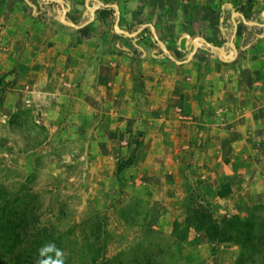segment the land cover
<instances>
[{
	"label": "rangeland",
	"instance_id": "obj_1",
	"mask_svg": "<svg viewBox=\"0 0 264 264\" xmlns=\"http://www.w3.org/2000/svg\"><path fill=\"white\" fill-rule=\"evenodd\" d=\"M117 1L109 31L135 33L182 97L203 93L210 124L177 103L154 127H0V244L20 238L0 264H264V55L261 72L228 65L238 28L222 21L221 42L201 30L232 10L263 21L264 0ZM205 42L227 51L197 54ZM243 81L255 100L239 98Z\"/></svg>",
	"mask_w": 264,
	"mask_h": 264
},
{
	"label": "crops",
	"instance_id": "obj_2",
	"mask_svg": "<svg viewBox=\"0 0 264 264\" xmlns=\"http://www.w3.org/2000/svg\"><path fill=\"white\" fill-rule=\"evenodd\" d=\"M63 1L72 5L62 10ZM63 1L23 0L18 6L8 1L0 3L4 28L1 43L7 46L6 51L0 50V127H154L165 123L162 117L177 103L185 111L196 110L194 123L200 122L197 111L203 116L210 106L203 93L194 95L192 88L186 87L182 97L171 88L175 81H161L162 60L153 52L147 58L148 51L138 45L135 33L109 31L107 22L120 8L117 0ZM111 5L115 11L107 9ZM255 16L254 12L249 16L232 10L229 19L220 15L215 22L211 15L209 20H203L201 30L217 32L221 42V36L227 33V24L221 22L228 20L238 29L227 44L232 46L234 42L237 49L233 51L234 58L224 62L240 68L245 64L261 72L264 54L257 49L264 47V33L258 34L252 46L241 47L257 27L264 30V9L263 21L249 22ZM190 28L191 25L180 31ZM82 30L88 34L82 36ZM226 46L205 42L199 45L197 54L208 47L214 51L223 47L224 54ZM242 52L243 57H248L245 63ZM246 87L248 91L239 92V98L255 100L254 87ZM177 93L179 98H175ZM259 115V111L253 114ZM200 123L204 127L210 124ZM98 130L96 134L106 132Z\"/></svg>",
	"mask_w": 264,
	"mask_h": 264
},
{
	"label": "trees",
	"instance_id": "obj_3",
	"mask_svg": "<svg viewBox=\"0 0 264 264\" xmlns=\"http://www.w3.org/2000/svg\"><path fill=\"white\" fill-rule=\"evenodd\" d=\"M63 3L65 4L64 1H63ZM107 9L115 11V7L113 5L107 6ZM19 240H20V238L18 236L17 231L14 229H11L9 235L6 236V238H4V240L0 244V249L3 250V255L8 254L13 249L15 244L19 242ZM2 264H6V263H2Z\"/></svg>",
	"mask_w": 264,
	"mask_h": 264
},
{
	"label": "built area",
	"instance_id": "obj_4",
	"mask_svg": "<svg viewBox=\"0 0 264 264\" xmlns=\"http://www.w3.org/2000/svg\"><path fill=\"white\" fill-rule=\"evenodd\" d=\"M37 11H39L38 9H36ZM3 25H2V23L0 22V50L1 51H6L7 50V46L6 45H4V44H2L1 42H2V33H3ZM122 144L123 145H127L128 144V139L127 138H124L123 140H122Z\"/></svg>",
	"mask_w": 264,
	"mask_h": 264
},
{
	"label": "water",
	"instance_id": "obj_5",
	"mask_svg": "<svg viewBox=\"0 0 264 264\" xmlns=\"http://www.w3.org/2000/svg\"><path fill=\"white\" fill-rule=\"evenodd\" d=\"M235 23H236V22H235ZM116 26H117V23H116ZM200 40H202V39H200ZM197 41H198V39L195 40V44H197ZM162 46L164 47L163 44H162ZM219 49H220V48H219ZM220 50L222 51V49H220ZM221 57H222L224 60H229V59L224 58L223 55H221Z\"/></svg>",
	"mask_w": 264,
	"mask_h": 264
},
{
	"label": "clouds",
	"instance_id": "obj_6",
	"mask_svg": "<svg viewBox=\"0 0 264 264\" xmlns=\"http://www.w3.org/2000/svg\"><path fill=\"white\" fill-rule=\"evenodd\" d=\"M57 255L59 256V255H61V254H60V253H57ZM52 264H62V261L57 260V261L52 262Z\"/></svg>",
	"mask_w": 264,
	"mask_h": 264
}]
</instances>
